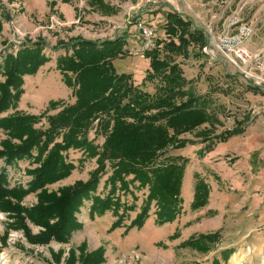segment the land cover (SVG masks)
<instances>
[{
    "label": "trees",
    "instance_id": "obj_1",
    "mask_svg": "<svg viewBox=\"0 0 264 264\" xmlns=\"http://www.w3.org/2000/svg\"><path fill=\"white\" fill-rule=\"evenodd\" d=\"M89 1L105 14L116 13L105 0ZM165 29L169 39L157 40L154 48L144 52V57L150 60V68L143 83L157 82L155 94L136 85L131 74L119 73L114 65L115 60L128 55V31L103 41L75 38L68 43L59 42L58 49H64L65 54L56 59L65 84L73 89L74 103L62 106L61 101H51V110L62 107L52 115L47 110L40 115L15 113L0 118V129L7 134L1 142L0 161L11 166L31 158L38 150L35 158L38 166L27 171L32 177L27 188H10L7 166L0 171V211L14 218L15 227L24 230L30 243L48 244L52 240L69 243L74 232L83 227L78 218L80 208L98 191L108 169L112 171L106 181L111 186L110 193L104 199L93 197L92 217L112 209L116 212L120 203L113 196L118 184L120 190H126L129 184L139 182V187L149 192L132 225L143 227L153 202L160 225L174 222L183 209L181 189L189 159L170 155V150L197 144L185 137L195 133L205 144L199 151L209 154L216 144L227 143L244 132V123L237 122L235 128L215 133L216 126L221 127L222 123L215 113L214 103L208 96L196 95L193 80L184 76L181 63L177 61L179 56L185 59L191 55L206 56L203 51L210 46L207 30L178 12L166 14ZM45 47L42 40L27 42L16 54L6 53L0 57V74L5 77V81H0V115L17 106L24 93V76L35 75L51 61ZM259 89L251 85L255 93ZM43 120L48 126L38 127ZM96 121L97 132L105 137L102 146L88 136ZM71 149L83 150L87 158H97L98 166L87 181H77L49 193L47 185L67 178L74 170L75 166L65 156ZM131 176L133 178L128 180ZM38 191L41 192L36 205H22L27 195ZM208 197L207 184L198 180L192 208L205 206ZM27 221L43 230L32 234ZM220 237V232L200 235L184 246L206 253L209 244ZM84 248L82 244L78 258L71 249L66 264L104 262L103 248L88 254H84ZM62 254L60 251L57 262L61 261Z\"/></svg>",
    "mask_w": 264,
    "mask_h": 264
},
{
    "label": "rangeland",
    "instance_id": "obj_2",
    "mask_svg": "<svg viewBox=\"0 0 264 264\" xmlns=\"http://www.w3.org/2000/svg\"><path fill=\"white\" fill-rule=\"evenodd\" d=\"M80 1L81 0H77L76 3L80 4ZM137 1L139 3H144L139 5L142 6L141 9L133 10L131 14L124 15L125 9H123L122 13H120L117 17H112L108 21L95 22L92 21L95 20V16L94 14H91L92 19L88 17V20H84V18L81 17L80 20H77L75 23L68 24L63 19L62 15L57 10L53 9L54 5L48 6L49 9L45 12L35 13L32 14V16H29L25 12L26 9L23 0H0V6H4L3 10L0 8V17L2 19V31L0 32V57L6 53L16 54L17 51L27 42L42 40L45 42L46 46L45 53L51 58V61L45 64L46 66H50L51 69L45 74V77H43L44 79L42 78V85L39 84L36 87L33 85L31 87L32 92H34L33 95L36 96L37 100H29V103L25 104L26 110H23L22 106L24 104L23 100L20 98L17 106L1 114L0 118L13 115L15 113L40 115L47 110L50 111L49 113L51 115L56 114L62 109V107L59 106L57 109L51 110L49 104L51 101H54L57 96H59V98L64 96V100H59L62 102V106L74 103L75 98L72 96L73 89L68 88L66 90L67 93H65V90H61V86L64 84V78L62 79L63 75L57 69L56 59L58 56L65 54L64 49H58L59 42L68 43L71 39L75 38L103 41L106 39H114L116 36L122 35L125 31H128V46L126 47L128 55L122 59L115 60L114 65L119 73L131 74L136 85L142 87L145 91L151 94H155L157 90V82L143 83V79L150 68V60L144 57V52L148 49V47H151L152 44L155 45L157 40L169 39L165 29L166 14L168 12H178L186 18H192L197 25L204 27L210 36V46L203 51L206 56L195 57L191 55L188 59L179 56L177 61L181 63L184 76L189 80H193V89L196 95L208 96L214 103V108H216L215 113L218 115L222 123L221 127L216 126L215 133L220 134L226 130H231L235 128L237 122L244 123V132L236 138L229 140L230 143L232 142V147L228 149V152L225 154H219L212 159H209V155L207 153L202 154L201 151L196 152V150L203 148L205 144L201 143V139L195 137V133L185 135L186 138L197 142L195 145H188L186 150L182 151L189 156V172L192 174L197 173L198 177L203 176L204 178L214 180L215 183L217 178H222L231 173L234 175L241 174L242 176L246 175L249 171H251L254 175L263 174L264 83L257 85L260 87L257 93L251 90V85H256L257 80L245 77L239 67L234 66L228 61L227 48L223 42L224 29L231 27L234 28L236 26L229 27L228 24L231 19L233 20L235 18H239L238 15L240 10L234 14H232V11L229 13H223L224 7L227 5L229 0H154L157 3H145L147 0H122L120 4H123L124 8H126V6L130 8L138 6ZM241 1L245 4L248 3L249 6H251V4H255L253 6L254 9L258 5L264 3V0ZM89 6L92 8L91 12H96L97 10L100 13H106H104L100 8L99 10L97 8L95 9L90 5V1ZM110 6L113 10H117L115 6H112L111 4ZM118 10H120V8H118ZM109 12H111V10H109ZM111 15L113 14L111 13ZM25 19H27L28 23L31 24L29 28H27V25H25L26 23L23 22ZM139 24H141L142 27L154 31V35L151 39H147L143 36ZM20 41L21 43H19ZM40 69L35 75L26 76H30L35 79L39 76ZM255 73H257V76L264 78V75L259 72L256 71ZM54 77L56 78L57 84L51 80ZM0 81H5V77L2 73L0 74ZM36 89L38 91H36ZM48 95L50 96L49 98H53L49 102L46 100V96ZM42 101L45 103H42ZM56 101L58 100H55V102ZM43 125L44 127L48 126L46 120H43L37 126L43 127ZM204 127L208 128L209 126L205 125ZM89 135L91 136L90 140L94 141V143L98 146L105 141L103 134L97 132V121L90 129ZM251 137H253L252 143L246 145L247 140ZM6 138V132L0 129V149L1 142ZM220 144L221 143L216 144L215 147H218ZM170 151L173 153L174 149H171ZM36 152L38 155V150H35L31 158H26V160L24 159L25 161H31L30 159L34 158V161L29 165L31 166L29 169L36 167L34 166V164H37L35 162L37 155L34 156ZM71 152V155L67 157L68 159L74 161L72 164L75 168L67 178L73 175L72 180H74L75 183L77 181H87L90 178L91 172L98 166L97 158H87L84 153L81 155L80 152ZM248 159L252 170L241 168V165ZM22 161L23 160L17 161L11 166L5 165L3 160L0 161V171L2 167L7 166L6 169L8 172V182L10 188H14L16 186H23L27 188L29 185L31 179L27 176V171L29 170L27 168V162ZM111 173L112 171L108 169V173L102 178L100 184L105 182V179L107 177L109 178ZM65 179L57 183L47 185V191L49 193L57 192L60 188L72 186L64 185L59 187V184H63ZM56 187H58V189L55 190L54 188ZM140 189L142 188L140 187ZM137 191L139 192L140 190ZM40 192L41 191H38L27 195L22 201V205L25 207H32L36 205L39 200ZM153 204L155 205L154 202L152 205ZM82 207L80 208L78 215L80 213L83 214L84 211ZM125 213L126 210L121 215H115V217L117 216L119 218L118 220L120 223L123 222ZM139 213H137L136 218ZM134 215L135 214H131L133 217ZM256 216L257 215H254L252 217L255 218ZM100 217L101 216H97V214L93 217L90 216V218L86 217L85 220L81 217L85 225L84 229H82V227L80 230L74 232L72 237L74 239L70 240V244H68V246H64L62 248L68 251L72 246L71 242L75 241L77 236L78 238H82L85 234H87V227L89 225L92 226L93 222L99 220L98 218ZM8 218L9 214L0 211V222L2 221V224L0 223V240L2 241V244H4V240H8L7 247L0 246V258H5L3 262L8 260V264H46L43 261L42 255L49 253L47 249L48 246H40L39 244H33L37 245L33 246L28 241L24 230L15 227V221L12 220L14 224L11 221V225H6ZM128 219L130 220V218L126 217V221ZM134 220L131 221L130 226L126 229L125 234H123L124 236L134 235L133 241L130 243L129 247H126L127 249H125L127 251H124L123 253L115 251L105 264L164 263L165 260H161V255L157 256L156 251L161 252L158 254L163 253L165 256L169 255L168 253L171 250H168L169 247L166 245L168 243V238L163 237L164 239H161L160 242L149 245V237L153 235V231L149 228H146L143 231L137 226L134 227L132 225ZM27 226L32 231V234L33 232L38 234L41 230H43L42 227L35 226L29 221H27ZM260 229L261 230L258 231L261 232V236L263 237L262 241H260L259 244H254L253 238H249L246 245L238 247L227 264H231L233 256L237 253L263 251L261 256L264 257V224ZM136 230L138 233H136ZM157 230H159V228H157ZM175 236L171 237L169 240L172 238L174 239ZM51 245L58 246V242H52L50 246ZM96 245H98V241L91 238L89 247H95ZM80 246L77 248L78 250ZM15 247L19 250H16ZM52 264L55 263L52 262ZM170 264H175V262L172 261ZM241 264H264V258L262 260L261 258L256 257L252 259H250V257H244Z\"/></svg>",
    "mask_w": 264,
    "mask_h": 264
},
{
    "label": "crops",
    "instance_id": "obj_3",
    "mask_svg": "<svg viewBox=\"0 0 264 264\" xmlns=\"http://www.w3.org/2000/svg\"><path fill=\"white\" fill-rule=\"evenodd\" d=\"M109 1L112 6H115V8H117V12L115 14L112 13L113 15H111V13H108L106 15L100 13L97 10L96 12H91L92 8L89 6L88 0H81L80 4L76 3L77 0H69L67 2H64L63 0H23V3L26 9L25 12L29 16H32V14L35 13L45 12L49 9L48 6L54 5L53 9L57 10L68 24L75 23L77 20H80L81 17L84 18V20H88V17L92 19L91 14H94L95 16V20H92L93 22L108 21L112 17H117L120 13H122L123 9H125L124 15L131 14L133 10L141 9L142 6L139 5L144 3H139L137 1L138 6H133L130 8L126 6V9L124 8L123 4H120L122 0H105V2ZM145 3L157 2L154 0H147ZM254 5L255 4H251V6H249L248 3H242L241 0H229L227 2V5H225L224 7L223 13H229L232 11V14H234L238 12V10H240L238 15L239 18L233 19L238 21V23L236 24V26L233 25L235 26L234 28L228 24V26L231 28H225L223 34H238L240 27L244 24H247L250 27L251 34L244 41V46L250 51L257 53L264 50V3L258 5L255 9L253 8ZM0 8L1 10H3L4 6H0ZM118 8H120V10H118ZM23 22L26 23L25 25H27V28L31 26V24L28 23L27 19L23 20ZM50 69V66L45 65L40 69L39 76H37L35 79L31 78L30 76L24 77V93L21 97V100H23L24 104L22 106L23 110H26L25 104L29 103V100H37L36 96L33 95L34 92H32L31 87L33 85H35L34 87L39 84L42 85V81L44 79L43 77H45V74ZM262 74L264 75V72ZM51 80H53L54 83L57 84L55 77ZM63 83L64 84L62 85L63 87L61 86V90H65V93H67L66 90L69 87L65 84L64 79ZM36 91L38 90L36 89ZM49 97V95L46 96V100L48 102L53 99ZM63 98L64 96H61L60 98L59 96H57L54 101L64 100ZM42 103L45 102L42 101ZM88 136L89 139H91V136L89 134ZM236 137L237 136L231 138V140ZM252 140L253 137L249 138L246 145L251 144ZM102 144H100V146H102ZM231 144L232 142L230 143L229 141L227 143H221L218 147H214V150L208 154L209 159H212L219 154L227 153L228 149L232 147ZM186 148L174 150L173 153L170 151V155L189 158L187 154L182 152L183 150H186ZM71 151L80 152L81 155L84 153V151L82 150L80 151L72 149L68 153H65L66 159L70 163H74V161L68 159L67 157L71 155ZM197 151L199 150H196V152ZM36 155L37 152L36 154H34V156ZM249 159L241 165L242 169L252 170V167L248 162ZM30 160L31 161H25L27 162L26 164L28 166V169L31 168V166L29 165L34 161V158ZM34 166L38 165L34 164ZM27 176L32 179V177L28 174ZM132 178L133 177L131 176L128 178V180ZM72 179L73 175L65 179L63 184H59V187H62L64 185H73L75 181ZM107 179L108 177L105 179V182L99 185L98 191L96 193H93L89 199L84 201L82 207L84 212L83 214L80 213L78 215L79 221L83 224L82 229H84L85 225L81 217L83 218V220H85L86 217L90 218L93 197L99 196L100 198L104 199L109 195L111 186L106 182ZM198 180H202L207 184L209 188V197L205 206L195 210L192 208V203L195 198L196 185L198 183ZM231 185L235 187L234 191L229 190V186ZM117 187L118 189L115 192L113 199L119 200V206L122 207L120 208L118 206L116 212L112 209L106 211L103 215H100L101 217L98 218L99 220L93 222L92 226L89 225L87 227V232L89 234H85L82 238H78L77 236L75 238V241L71 242V248L74 249L77 258L80 254L77 248L82 243L84 244L86 242L84 254L91 253L98 250L99 248H103L104 262L101 264H105L106 262H108L110 256L115 251L121 253L127 251L125 250L127 249L126 247H129L130 243L133 241V234V236L130 235L131 237L124 236L123 234H125L126 229L130 226L131 221L136 218L137 213L141 212V207L143 206L144 200L146 199L149 191L147 188L140 189L139 182L130 184L126 190L122 191H120L119 189V184L117 185ZM54 189L56 190L58 189V187ZM137 190L140 191L138 192ZM181 197L183 201V209L181 214L174 222L159 225L158 217L156 214L157 206L153 204L149 211L148 218L146 219L144 226L141 228V230L143 231L146 228H149L151 229V231H153V235L149 237V245L160 242L161 239H164L163 237L168 238V243L166 245L169 247L168 250H171L169 251V253L167 250V253L169 255L165 256V254L163 253L158 254L161 252L156 251V255H161L160 259L165 260H163V264H170L172 261L175 262V264H227L238 247L246 245L249 238H253L254 244H259L260 241H262L263 237L261 236V232H259L258 230H261L260 228L264 224V173L254 175L251 171H249L246 175L243 176L241 174L234 175L233 173H231L222 178H217L215 183L214 180L204 178L203 176L197 177V173H190L189 167L187 166L183 178ZM125 210L126 213L124 214L123 222L120 223V221L118 220L119 218L117 216L115 217V215H121ZM131 214H135L134 217L131 216ZM254 215L257 216L253 218L252 216ZM126 217L130 218V220L128 219L129 221H126ZM12 220L15 221L14 218H11V216L9 215L6 225H11ZM157 228H159V230H157ZM137 230L136 233H138ZM216 232H220L221 237L217 242L209 244V251L206 253L201 249L197 250L194 247L184 246L187 241L197 239L200 235H206ZM33 234L36 233L33 232ZM173 236H175V238L169 240ZM72 237L71 239H74ZM91 238L96 239L98 241V245H96L95 247H89ZM7 241L4 240V244H2L1 241L0 246L7 247ZM52 242L55 241L52 240L48 244H39L40 246H48L47 249L49 253L42 255L44 263L52 264V262H54L55 264H66V260L69 256V250L71 248L69 250L67 249L68 251H66L62 247L68 246L70 242L67 244L58 243V246H50ZM31 244L33 245V243ZM15 249L19 250L17 249V247H15ZM60 251H62L63 254L61 257V261L57 262V256L60 255ZM76 264L80 263L77 262Z\"/></svg>",
    "mask_w": 264,
    "mask_h": 264
},
{
    "label": "built area",
    "instance_id": "obj_4",
    "mask_svg": "<svg viewBox=\"0 0 264 264\" xmlns=\"http://www.w3.org/2000/svg\"><path fill=\"white\" fill-rule=\"evenodd\" d=\"M238 21L230 20L229 25H236ZM142 34L145 38L151 39L154 35L153 30H149L142 27ZM251 30L247 24L240 27L238 34L235 35H224L223 42L227 48V58L228 61L236 67H239L244 76L247 78L256 79V85L264 83V78L257 76L256 71L262 74L264 72V50L261 52H252L244 46V41L250 36ZM21 43V41L19 42ZM154 44L148 49L154 48ZM205 48L204 50H206ZM263 75V74H262ZM229 190L234 191L235 187L233 185L229 186Z\"/></svg>",
    "mask_w": 264,
    "mask_h": 264
},
{
    "label": "bare ground",
    "instance_id": "obj_5",
    "mask_svg": "<svg viewBox=\"0 0 264 264\" xmlns=\"http://www.w3.org/2000/svg\"><path fill=\"white\" fill-rule=\"evenodd\" d=\"M262 252L263 251L237 253L233 256L231 264H241L244 257H250V259L256 257V258H261L263 260L264 257L261 256ZM4 259H5L4 257L0 258V264H8L7 259L6 262H3Z\"/></svg>",
    "mask_w": 264,
    "mask_h": 264
}]
</instances>
